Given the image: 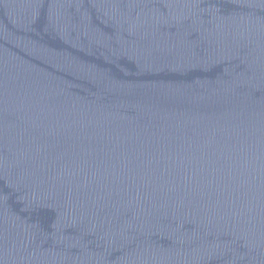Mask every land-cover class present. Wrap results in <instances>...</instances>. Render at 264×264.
Segmentation results:
<instances>
[{
	"label": "water",
	"instance_id": "obj_1",
	"mask_svg": "<svg viewBox=\"0 0 264 264\" xmlns=\"http://www.w3.org/2000/svg\"><path fill=\"white\" fill-rule=\"evenodd\" d=\"M0 264H264V0H0Z\"/></svg>",
	"mask_w": 264,
	"mask_h": 264
}]
</instances>
